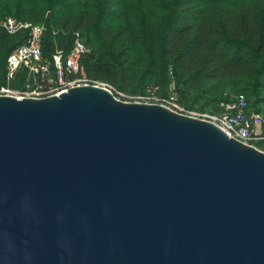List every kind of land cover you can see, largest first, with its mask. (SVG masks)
<instances>
[{
    "label": "water",
    "instance_id": "water-1",
    "mask_svg": "<svg viewBox=\"0 0 264 264\" xmlns=\"http://www.w3.org/2000/svg\"><path fill=\"white\" fill-rule=\"evenodd\" d=\"M0 264H264V152L104 87L0 96Z\"/></svg>",
    "mask_w": 264,
    "mask_h": 264
},
{
    "label": "trees",
    "instance_id": "trees-1",
    "mask_svg": "<svg viewBox=\"0 0 264 264\" xmlns=\"http://www.w3.org/2000/svg\"><path fill=\"white\" fill-rule=\"evenodd\" d=\"M8 17L45 27L46 59L67 55L79 34L87 78L120 100L175 98L219 114L244 95L264 132V0H0V21ZM26 39L0 27V88L23 89L24 71L8 79V57Z\"/></svg>",
    "mask_w": 264,
    "mask_h": 264
},
{
    "label": "built area",
    "instance_id": "built-area-1",
    "mask_svg": "<svg viewBox=\"0 0 264 264\" xmlns=\"http://www.w3.org/2000/svg\"><path fill=\"white\" fill-rule=\"evenodd\" d=\"M0 27L8 35L27 33L26 42L8 57V79L18 78V74L24 71L27 76L24 87L20 90L8 86L1 87L0 96H12L19 100L43 99L54 95L59 96L71 88L82 85L104 87L114 93L111 86L100 82H91L87 78L81 60L89 50L79 34L74 41L72 50L67 55L58 52L51 59H46L42 46L44 26L8 17L0 21ZM136 101L164 105L180 114L213 122L230 137L264 152L257 146L258 142L264 141V132L261 130L263 118L259 113L248 111V102L244 95L235 96L230 101L224 102L223 110L219 114L185 110L173 103L175 98L168 101L153 96L141 97Z\"/></svg>",
    "mask_w": 264,
    "mask_h": 264
},
{
    "label": "rangeland",
    "instance_id": "rangeland-1",
    "mask_svg": "<svg viewBox=\"0 0 264 264\" xmlns=\"http://www.w3.org/2000/svg\"><path fill=\"white\" fill-rule=\"evenodd\" d=\"M131 100H133V101H131ZM123 101V100H122ZM125 102H129V103H135V102H137L136 100H134V99H129V100H125ZM261 149V148H260Z\"/></svg>",
    "mask_w": 264,
    "mask_h": 264
}]
</instances>
